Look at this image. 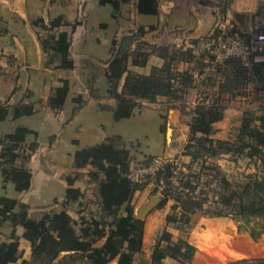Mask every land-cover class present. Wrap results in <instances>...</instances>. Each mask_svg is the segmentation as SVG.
Here are the masks:
<instances>
[{
  "label": "crops",
  "instance_id": "crops-1",
  "mask_svg": "<svg viewBox=\"0 0 264 264\" xmlns=\"http://www.w3.org/2000/svg\"><path fill=\"white\" fill-rule=\"evenodd\" d=\"M234 4L233 0L220 6L207 0H154L152 11L142 12L140 0H130L115 13L109 0H0V113L24 103L36 110L32 115L0 120V137L24 125L35 132L28 141L38 142L26 162L32 173L30 188L17 191L0 170V200L10 197L28 205V214L34 219L50 211H66L75 221L86 213L99 214L97 183L90 175L96 168L90 163L76 168V152L120 136L131 150L132 165L152 155L188 164L191 157L184 154V148L190 139L194 109L201 102L217 100L225 106L224 117L214 123L211 136L230 139L224 134L232 126L230 113L239 112V107L227 98L236 99L238 90L224 88L232 76L227 58L207 54L202 45L221 25V16H227L228 28L236 26L252 35L264 26L263 3L247 1L238 8ZM60 16L75 27L64 24L48 30L50 22ZM39 19L45 26L34 24ZM63 31L71 38L72 69L46 65L40 40ZM179 52L191 57L179 56ZM124 53L127 68L117 85L119 93L130 72L150 75L166 64L172 71L190 72L193 84L180 99L159 95L153 102L139 100L130 117L117 120L118 100L109 92L107 72L112 59ZM63 80L69 83L68 95L61 109H53L50 96ZM70 179L81 198L64 204ZM161 201L152 185L134 193V215L144 220L142 254L136 253L134 264L142 257L151 259L155 238L166 226L174 201L160 206ZM105 240L94 245L101 246ZM75 253L62 251L51 264H65L64 258ZM32 257V244L24 237L22 226L13 228L9 222L0 226V264H23ZM170 260L166 258V264ZM107 264H119V258Z\"/></svg>",
  "mask_w": 264,
  "mask_h": 264
},
{
  "label": "trees",
  "instance_id": "trees-1",
  "mask_svg": "<svg viewBox=\"0 0 264 264\" xmlns=\"http://www.w3.org/2000/svg\"><path fill=\"white\" fill-rule=\"evenodd\" d=\"M109 1L114 12L118 13L122 4L130 0ZM153 4L154 0H140V11H152ZM34 24L45 26L41 19L35 20ZM64 24L75 27V23L71 24L60 16L50 22L48 30ZM216 34L236 35L244 40L252 37L251 32L236 26L226 31L217 30ZM40 40L47 55L46 65L66 69L74 67L68 32L50 33ZM179 56L191 57L182 52ZM127 58L126 53L116 55L107 72L109 92L118 100L114 112L117 120L130 117L139 100L153 102L159 95L180 99L193 84L190 72L172 71L170 64H166L155 68L150 75L130 72L124 91L119 93L117 85L126 71ZM225 63L232 72L224 84L226 90H238L251 79L257 84V90H264V62H255L252 57H228ZM68 92L69 83L63 80L62 86L50 96V106L61 109ZM224 111L225 106L217 100L201 102L195 107L190 139L184 148V154L189 155L191 161L182 163L184 170L178 184L166 181L162 188L159 184L162 172L152 183L132 182L128 177L132 167L131 150L126 148L120 136H113L101 144L77 151L74 156L76 168H84L89 163L96 168L90 175L97 183L99 214L91 216L86 213L75 221L66 211H50L40 219H34L28 214V205L14 198L2 197L0 226L7 222L13 228L22 226L24 237L32 244V260L23 264H51L62 251L76 252L64 258L65 264H107L117 257L119 264H134L136 253L142 254L144 220L134 215L132 199L136 190L147 185H152L161 194L160 206L170 199L174 204L166 216V226L155 238L151 259L142 257L139 264H166V258L181 264L191 262L197 248L189 241L188 235L196 213L228 217L236 223L238 232L248 233L255 241L261 238L264 235V130L257 121L264 123V112H244L235 139H214L211 136L214 123L223 119ZM35 112L29 103L18 104L3 110L0 120L9 116L16 119ZM34 133L22 125L0 137V170L5 181H12L20 192L28 190L31 185L32 173L26 162L37 149L38 142H29L27 138ZM224 155L248 157L255 162L257 170L247 174L242 181H232L221 165L211 162ZM150 157L143 162H148ZM164 173L166 177L171 176L172 166H168ZM69 184L64 204L81 198V191L72 186V179ZM104 237L103 245H94ZM230 264H264V259H241Z\"/></svg>",
  "mask_w": 264,
  "mask_h": 264
},
{
  "label": "rangeland",
  "instance_id": "rangeland-1",
  "mask_svg": "<svg viewBox=\"0 0 264 264\" xmlns=\"http://www.w3.org/2000/svg\"><path fill=\"white\" fill-rule=\"evenodd\" d=\"M247 1H256L260 6L263 3V0H233V3L235 2L234 8H238L240 6L238 4ZM227 19V16H221V25L213 33L219 28V30L226 31L230 26ZM259 29H264V26ZM256 87L257 84L251 79L238 89L236 99H230L231 97L228 96V103L239 107V112L232 111L230 113L232 126L228 128V131L231 135L224 134V136L235 139L244 112L250 110L255 111L257 114L264 112V90H257ZM257 124L263 126L262 129L264 130V123L257 121ZM211 162L221 165L229 178L235 182L244 180L247 174L257 170L255 162L245 156L224 155L211 160ZM199 191L200 189L197 190V192ZM192 222L193 227L188 239L196 246L197 251L192 261L185 264H230L241 259H264V236L256 241L253 240L248 233L238 232L237 225L232 219L228 217H208L196 213L192 217ZM148 249H151V246H147ZM169 264L181 263L170 260Z\"/></svg>",
  "mask_w": 264,
  "mask_h": 264
},
{
  "label": "built area",
  "instance_id": "built-area-1",
  "mask_svg": "<svg viewBox=\"0 0 264 264\" xmlns=\"http://www.w3.org/2000/svg\"><path fill=\"white\" fill-rule=\"evenodd\" d=\"M214 5L220 6L227 0H207ZM264 5V0H263ZM203 50L210 54L220 55L225 58L240 57L253 58L255 62H264V29L253 33L250 40H244L240 36L229 34L212 33L203 41ZM172 166V174L164 176V171ZM184 168L178 158L165 155H153L148 162H140L132 165L128 177L134 183H152L159 172H162L160 186L165 187L166 181L178 184L182 178Z\"/></svg>",
  "mask_w": 264,
  "mask_h": 264
}]
</instances>
